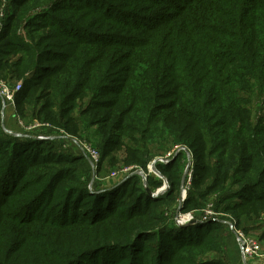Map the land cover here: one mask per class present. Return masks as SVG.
<instances>
[{
	"label": "trees",
	"instance_id": "obj_1",
	"mask_svg": "<svg viewBox=\"0 0 264 264\" xmlns=\"http://www.w3.org/2000/svg\"><path fill=\"white\" fill-rule=\"evenodd\" d=\"M40 2L13 0L0 35V77L12 84L35 72L34 79L22 84L16 97L18 115L25 123H50L77 136L80 124L72 113L78 101L88 99L87 115L95 112L96 116L104 108L109 110L105 116H116L109 132L111 136L117 132V137L108 146L110 153L124 148L123 165L148 171L151 161L173 143L181 142L194 152L196 172L182 213L194 203L192 188L207 181V189L224 190L233 180L250 192L236 196L244 204L264 201L253 193L263 181L264 170V112L260 111L264 107V0H182L183 6L174 0H140L154 7L143 5L139 9L132 3L127 8H133L136 13L131 14L142 22L123 20V28L135 26L133 30L141 32L139 40L127 45L110 40L113 43L101 53L84 48L98 47L107 40L67 34L59 25L56 28L69 52L59 60L62 65L46 72L43 69L47 66L38 63L43 56L37 50L43 45L32 35L43 25L34 17L38 11L49 12L50 5L52 10L58 7L55 0L42 6ZM105 2L110 5L116 1ZM162 12H168L165 21L151 26L145 23L146 15L159 17ZM80 23L77 26H83ZM119 46L126 50L120 60L112 51ZM115 65L122 79L108 87V75ZM106 90L116 95L113 102L101 101ZM48 104L56 113H49ZM0 124V264H84L87 256L96 252L154 243L157 235L144 223L131 225L129 235L124 236L119 227L109 236L94 235L93 229L109 223L125 196L131 195L136 207L175 195L179 198L184 170L181 155L169 165L157 164L169 182L163 196L152 199L143 185H135L141 177L133 174L119 187L103 193L107 200L101 207L106 215L98 217L94 207L99 197L93 193L95 184L87 187L90 164L83 156L52 152L56 151L55 143L15 137ZM220 127L224 128L221 135H214ZM220 136L222 143L218 142ZM199 142L204 151L208 150V157L219 154L212 166L199 163L194 148ZM80 162L79 167H70ZM148 185L153 191L162 182L150 175ZM199 197L207 195L201 193ZM83 203L89 208L82 209ZM213 206L218 211L216 203ZM82 210H88L86 217H78ZM229 210H237L240 218L250 220L243 204L225 211ZM196 221L169 231V238L184 229L196 231L183 240L185 244L176 246L177 242L169 241L173 257L184 248H196L206 260L188 259L187 264H240L235 239L221 233L225 227L222 221ZM36 223L39 227H30ZM39 230L42 236L34 237ZM28 251L33 252L34 262L27 260Z\"/></svg>",
	"mask_w": 264,
	"mask_h": 264
},
{
	"label": "rangeland",
	"instance_id": "obj_2",
	"mask_svg": "<svg viewBox=\"0 0 264 264\" xmlns=\"http://www.w3.org/2000/svg\"><path fill=\"white\" fill-rule=\"evenodd\" d=\"M12 1L13 0H0V13L1 11L4 13V17L0 18V35L3 34V21L12 10ZM51 1L52 0H41L40 6L43 5V2L48 5ZM55 1H57V9L52 10V6L50 5L51 10L49 12L42 13L38 11L37 15L34 17L35 21H38L43 25L40 28H36L34 34L32 35L35 38V41L39 43V45H43L37 51L42 53L43 56L41 60H38V63H41V65L44 67L47 66V68L43 69L44 72L50 71L51 69L62 65V62H60L59 60L66 57V54L69 52L68 48H65L64 44L62 43V39L64 38L60 30L56 28L59 27V25L65 28L67 34H74L82 38H91L95 41L107 40L108 42L106 41L99 43L100 46L98 47L91 48V46H87L86 48H84L85 51L91 49L92 51H97V53H101L106 49V47H109L111 43H113L110 42V40H113L116 43H125L123 45H127L128 43H135L139 40V37H141V32H135L133 30L135 29V26H131V28H123V20H126L128 22H142L141 19L139 21L137 18H135V16L131 14L136 13L134 12L133 8H127L132 3H134L135 7H138L139 9L142 8L143 5H147L146 3H140V0H115L116 2H111L110 5H108L105 0L104 2H101L100 0ZM106 1L110 2V0ZM174 1H176L178 5L183 6V3H181L182 0ZM147 6L149 8H152L154 7V4H148ZM45 8H47V6H45ZM167 14L168 12H162L159 17L146 15L148 21H145V23L151 26L161 21H165ZM109 18H111V20L108 21ZM78 21H80L81 23ZM78 23H80L79 25L83 26H77ZM81 29H84V31H82ZM57 33H60V36L57 35ZM112 51H115V56L118 57V60H120L122 53L126 50L123 51V46H119V48H114L112 49ZM101 72L103 73L105 72V70H102ZM34 73L35 72H29L25 75V77H23V80H15L12 82V84H25L28 81L30 82L32 79H34ZM108 77L111 78V82L108 83V87H114L115 85H117V82H120L122 79V72L120 71V68H116V65L113 66ZM114 90L115 89L113 88V91ZM113 91L112 93H110L109 90H106V95L101 98V101L113 102L116 99V95ZM88 103V99L78 101L77 108L72 113L74 117H77L75 118L77 123L80 124V131L77 136L70 133L67 129L55 127L54 125H52V128L33 129L34 131L29 132V134L32 136L54 135L55 137H57V139L51 141L50 143H55L54 147L56 148V151L52 152L61 151V154L65 153V155H70L69 157H79V155H81L87 162H89L90 165L88 174L86 176V182L90 184H87V187L95 184V191L93 193H95V195L99 198H97L98 205L97 207H94V209L98 211V217H103L106 215V212L105 209L101 206L107 200H105V194L103 193L106 191H112L114 188L119 187L126 179L132 176L128 175L125 172L127 169L132 168L133 173L135 170L140 168H137L136 165L131 164L123 165L125 157L124 148L120 147L116 152L110 153L111 146H108V144L111 145L112 141L116 139L115 136L117 137V132H113L114 134H112V136L110 135V126L112 127L114 121L116 120V116H105L107 115V113H109V110L104 108H100L96 112V116H94L95 112H93V116L90 113L89 115H87L86 113L88 111ZM51 104H48L49 113H56V110L50 107ZM102 106L104 107V104H102ZM112 111L115 110L113 109L111 110V112ZM260 111L261 113L264 112V107L260 109ZM9 115L10 116H8L7 118L8 128L18 131L17 124L15 123L14 119L11 118L12 113L9 112ZM90 121H93L92 126L90 128H86V124ZM26 123L32 124L34 122L32 120H29L26 121ZM223 129L224 128L222 127L216 128L214 135L220 134ZM65 134L76 137L79 143H82V141L87 142V144L92 145L96 150H98L100 152L99 163L93 164V162L87 156L78 151L79 149L76 145H74V143L59 138L60 136L62 137ZM218 142H223V138L221 136L218 139ZM180 143H173L168 148V151L166 153H163L164 155L160 154L161 156H157L155 158L166 156V154H168ZM194 148L196 150L198 159H201V161L199 160L200 164L205 163L212 166V160L215 161L217 157H219V154L208 157V150L204 151L200 146V142L197 143L196 147ZM53 155L58 156V154ZM204 155H206L207 158H204ZM101 159L103 160V163H100ZM82 164L83 162H80L70 167L76 168ZM145 172L147 173V171ZM150 175L153 176L154 179H160L151 172ZM164 177L167 179L165 175ZM262 180L263 181L260 182L256 186V188H254L253 193L260 195V197L262 196V198L264 199V170L262 172ZM137 181L138 182L135 183V185H137L138 188L142 187V185L144 186L142 177L141 179L138 178ZM209 183L210 182L207 181L201 186H194L192 188L191 199H194V203L187 207L188 210H186L187 212H185V214H192L194 216V219L196 220L197 218L205 219V211L207 210L208 206H210V208L208 209H212L215 213H217L216 217L218 218V220L222 221L225 224V227H222V235L224 234L227 237H231L234 239V235L229 229L227 223L236 222L238 225V222H240V229H246L244 231L248 235L258 240L262 239L260 242L262 244V248L264 249V201L260 203L244 204V202L236 196L249 194L250 192L245 190L244 187L238 186L236 184L237 182H233V180L227 183L224 190H212L210 188L207 189V185H209ZM154 191L156 190H153V192ZM201 193L206 194L207 197L201 199L199 197ZM222 196H227L231 199L225 201V197L224 199H222ZM151 198L154 200L157 199L153 197ZM179 199L180 197L177 198L175 195L167 198V200L164 201L155 200L154 202H150L147 206L144 205L136 207L132 205L135 199L132 198L131 195L122 198L117 203V212L116 214H114V216H111L109 223L95 227L93 229V234L109 236L119 227L122 236L127 234L129 235V227L131 225L134 226L144 223L147 225L148 229L153 231V233H156L157 237L154 240V243H147L142 245L137 244V246L133 249L128 248L127 250H115V252H96L90 256H87L88 258H86L84 264H187L188 259H192L196 262H203L204 260H206V257L198 254L196 248H184V250L180 251L179 254L175 257H173L174 250H169L170 245H172H167L169 241H175L177 242L176 246H179L181 244H185L183 240L188 239L191 235L193 236V234L196 232L184 229L181 230V232L177 231V234H175V238H169V231L177 226L175 218L177 216L176 214L179 208ZM214 203H216L218 211L214 209ZM240 204H243V211L248 212L251 215L250 220L247 221L244 220V218H240L238 216L237 210L225 211L227 208L232 209V207L239 206ZM183 205L184 203L182 204V208ZM81 207L82 209L89 208V206H87V204L85 203H83ZM87 212L88 210H82L78 217H86ZM32 225L33 226L30 227H33V229L34 227H39V224L37 223ZM33 229H30L31 233L33 232ZM40 236H42V232L40 230L34 233V237ZM146 242L147 241H144V243ZM202 254L204 255V252H202ZM209 255L213 254L209 253ZM25 256L29 262L35 261L32 251H28L27 253H25ZM240 264H242V262H240Z\"/></svg>",
	"mask_w": 264,
	"mask_h": 264
},
{
	"label": "built area",
	"instance_id": "obj_3",
	"mask_svg": "<svg viewBox=\"0 0 264 264\" xmlns=\"http://www.w3.org/2000/svg\"><path fill=\"white\" fill-rule=\"evenodd\" d=\"M3 17L4 13L1 11L0 18ZM22 87V83L13 85L0 77V121L2 122L4 131L15 137H35L37 140L44 142H51L56 140L57 137H55L54 135L32 136L29 134V132L34 131L33 129L52 128L53 126L51 124H43L38 121L32 124H27L20 118L16 107V97L21 92ZM9 112L12 113L11 118L14 119L15 123L17 124L18 131L12 130L7 126V118L8 116H10ZM59 138L74 143V145L78 147V151L87 156L93 162V164L99 163L100 152L96 150L92 145H89L87 144V142L83 141L82 143H79L76 137L67 134L62 137L60 136ZM179 155H181L183 158L184 170L182 174V183L180 189L179 208L177 210L175 221L177 225H187L195 221L192 214H185L181 212L182 204L185 203L187 199L188 190L191 187L196 172L195 155L189 147L180 144L172 149L168 154H166V156L155 158L148 166L147 173L143 169H137L132 173V168L127 169L125 172L128 175L136 174L141 176L145 188L147 186L149 187L148 177L150 176V172L159 177V180L162 182V186L156 189V191H151L150 193L151 197L159 198L168 191L169 185L167 179L157 169V164H161L164 166L169 165ZM208 208H210V206H208ZM208 208L205 211L206 216L204 217L205 219H203V221H218V218L216 217L217 213ZM227 224L232 234L234 235L237 247L240 250L242 264H249L251 260L264 258V249L262 248V244L258 239L248 235L244 230L240 229L236 222H229Z\"/></svg>",
	"mask_w": 264,
	"mask_h": 264
},
{
	"label": "crops",
	"instance_id": "obj_4",
	"mask_svg": "<svg viewBox=\"0 0 264 264\" xmlns=\"http://www.w3.org/2000/svg\"><path fill=\"white\" fill-rule=\"evenodd\" d=\"M249 264H264V258L251 260V262Z\"/></svg>",
	"mask_w": 264,
	"mask_h": 264
},
{
	"label": "water",
	"instance_id": "obj_5",
	"mask_svg": "<svg viewBox=\"0 0 264 264\" xmlns=\"http://www.w3.org/2000/svg\"><path fill=\"white\" fill-rule=\"evenodd\" d=\"M146 189H147L148 193L150 194V193H151V190L149 189L148 186L146 187ZM195 222H198V221L195 220V221H193L192 223H195ZM192 223H190V224H192ZM179 226H185V225H182V224H181V225H179Z\"/></svg>",
	"mask_w": 264,
	"mask_h": 264
}]
</instances>
